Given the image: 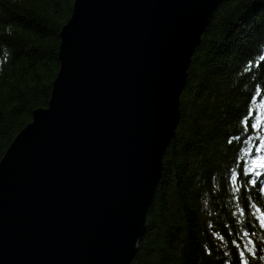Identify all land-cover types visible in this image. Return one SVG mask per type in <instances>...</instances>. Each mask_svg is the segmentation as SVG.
<instances>
[{
    "label": "water",
    "instance_id": "95a60500",
    "mask_svg": "<svg viewBox=\"0 0 264 264\" xmlns=\"http://www.w3.org/2000/svg\"><path fill=\"white\" fill-rule=\"evenodd\" d=\"M223 0H73L45 107L0 158V264H130Z\"/></svg>",
    "mask_w": 264,
    "mask_h": 264
},
{
    "label": "trees",
    "instance_id": "16d2710c",
    "mask_svg": "<svg viewBox=\"0 0 264 264\" xmlns=\"http://www.w3.org/2000/svg\"><path fill=\"white\" fill-rule=\"evenodd\" d=\"M72 5L0 0V158L32 111L47 105ZM262 56L264 0H223L191 57L178 125L130 264H264L257 219L264 177L253 187L240 174L256 154V134L250 124L245 133L241 119L249 108L261 114Z\"/></svg>",
    "mask_w": 264,
    "mask_h": 264
},
{
    "label": "snow or ice",
    "instance_id": "6c2138e0",
    "mask_svg": "<svg viewBox=\"0 0 264 264\" xmlns=\"http://www.w3.org/2000/svg\"><path fill=\"white\" fill-rule=\"evenodd\" d=\"M264 60V56L260 58ZM262 122H264V115H256L254 116V111L252 108L247 110V114L244 115L241 119V124L243 125V130L245 133L249 132V124L251 127V131L254 132L259 140V143L256 146L255 153L259 154L264 152V136L259 134L258 129L261 128ZM239 139V137H237ZM252 141V136L249 135L245 143ZM249 153L252 152V149L247 150ZM243 176L248 177L247 184L255 187L257 183L260 181L262 177H264V155H252L249 160H245L243 162L241 173ZM236 173L233 174L234 178L236 177ZM253 176L255 178H253ZM261 192H264V184L261 185ZM257 212H260V216L257 217L260 226L264 227V210L257 208ZM241 257L244 256V253H240ZM243 264H247V261H243Z\"/></svg>",
    "mask_w": 264,
    "mask_h": 264
},
{
    "label": "rangeland",
    "instance_id": "374dc122",
    "mask_svg": "<svg viewBox=\"0 0 264 264\" xmlns=\"http://www.w3.org/2000/svg\"><path fill=\"white\" fill-rule=\"evenodd\" d=\"M259 109H262L260 115H264V101H263V103H262V105L260 106ZM31 118H32V115H31ZM258 131H259V134H260L261 136H264V122H262L261 128L258 129ZM255 140H256V146H257V144L259 143V140H258L257 135L255 136ZM255 140H254V142H255ZM255 149H256V148H255ZM255 155H264V152L259 153V154L256 153Z\"/></svg>",
    "mask_w": 264,
    "mask_h": 264
},
{
    "label": "bare ground",
    "instance_id": "6f19581e",
    "mask_svg": "<svg viewBox=\"0 0 264 264\" xmlns=\"http://www.w3.org/2000/svg\"><path fill=\"white\" fill-rule=\"evenodd\" d=\"M188 76V75H187Z\"/></svg>",
    "mask_w": 264,
    "mask_h": 264
}]
</instances>
